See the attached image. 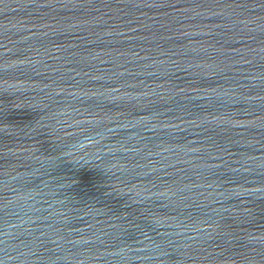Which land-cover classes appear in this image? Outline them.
I'll list each match as a JSON object with an SVG mask.
<instances>
[{
    "label": "water",
    "instance_id": "1",
    "mask_svg": "<svg viewBox=\"0 0 264 264\" xmlns=\"http://www.w3.org/2000/svg\"><path fill=\"white\" fill-rule=\"evenodd\" d=\"M0 264H264V0H0Z\"/></svg>",
    "mask_w": 264,
    "mask_h": 264
}]
</instances>
